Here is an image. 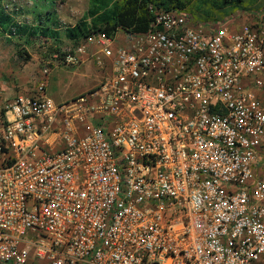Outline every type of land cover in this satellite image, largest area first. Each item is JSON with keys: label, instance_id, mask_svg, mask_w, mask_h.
I'll return each mask as SVG.
<instances>
[{"label": "built area", "instance_id": "obj_1", "mask_svg": "<svg viewBox=\"0 0 264 264\" xmlns=\"http://www.w3.org/2000/svg\"><path fill=\"white\" fill-rule=\"evenodd\" d=\"M148 8L0 97V264H264V9ZM87 60L99 83L54 101Z\"/></svg>", "mask_w": 264, "mask_h": 264}, {"label": "rangeland", "instance_id": "obj_2", "mask_svg": "<svg viewBox=\"0 0 264 264\" xmlns=\"http://www.w3.org/2000/svg\"><path fill=\"white\" fill-rule=\"evenodd\" d=\"M92 3L93 0H1V7L17 24L47 28V34L28 36L16 33L14 26L0 25V73L9 74L15 83L32 87L38 79L41 65L52 60L58 47L67 48L72 44L66 37V29L82 18ZM263 9L264 0H242L220 10H212V17L208 19H204L202 11L195 10L194 5L188 4L185 10L195 21L216 27L230 16H253ZM90 66L86 62L76 67H54L48 74L47 94L54 101L61 102L96 84L97 72Z\"/></svg>", "mask_w": 264, "mask_h": 264}, {"label": "trees", "instance_id": "obj_3", "mask_svg": "<svg viewBox=\"0 0 264 264\" xmlns=\"http://www.w3.org/2000/svg\"><path fill=\"white\" fill-rule=\"evenodd\" d=\"M1 1V0H0ZM242 0H93L85 15L74 25L66 29V37L72 43L79 38L92 34H105L111 36L118 27L132 28L144 31L148 28L153 17L148 6L154 8H186L188 4L194 5L195 10L202 11L203 18L212 17V10H220L229 4H238ZM0 25H11L15 32L28 36L47 34V28L29 27L27 24L19 25L13 17L0 5ZM57 35L56 32H52Z\"/></svg>", "mask_w": 264, "mask_h": 264}, {"label": "crops", "instance_id": "obj_4", "mask_svg": "<svg viewBox=\"0 0 264 264\" xmlns=\"http://www.w3.org/2000/svg\"><path fill=\"white\" fill-rule=\"evenodd\" d=\"M33 13V12H31ZM86 63V62H85ZM83 63V64H85ZM87 63H90L93 70H95L92 66V63L90 60H87ZM76 67V66H75ZM97 72V71H96ZM97 76H98V82L96 84L99 83V81L101 80V75L99 74V72H97ZM11 76L9 74H5L3 75L2 73H0V97L1 98H12L14 97L18 92H21V88L23 90H27L28 89V86L20 83V86L21 88H17L16 87V84L14 82V80L12 78H10ZM96 84H92L90 85V88L94 87ZM87 90V89H86ZM262 174H264V161L262 160L261 162V171H260Z\"/></svg>", "mask_w": 264, "mask_h": 264}]
</instances>
